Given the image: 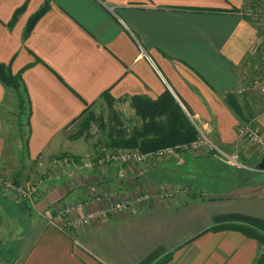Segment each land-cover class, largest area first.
Instances as JSON below:
<instances>
[{
    "label": "crops",
    "instance_id": "crops-1",
    "mask_svg": "<svg viewBox=\"0 0 264 264\" xmlns=\"http://www.w3.org/2000/svg\"><path fill=\"white\" fill-rule=\"evenodd\" d=\"M242 2L0 0V63L20 75L28 108L26 159L33 169L43 163L46 169L32 184L38 187L33 204L9 209L0 202V248L8 249L9 240L1 239L15 233L12 240L21 239L24 250L13 256L17 264H139L157 249L162 251L150 264H253L258 259L261 246L255 239L233 229H210L214 217L224 214L264 219L263 155L237 139L238 119L224 103L228 94L236 93L237 100L243 96L239 71L260 37L239 13ZM43 6L46 11L24 38L28 19ZM166 89L211 139L238 155L240 165L189 154L152 161L143 174L156 170V179H169L167 173H174L172 178L188 181L201 197L182 193L171 203L144 204L76 230L49 225L56 202H84L90 188L131 190L112 173L102 180L84 174L80 159L103 145L71 142L69 130L83 112L106 92L114 104L130 106L133 96L156 99ZM7 91L0 83V130ZM250 121L264 135V113ZM63 154L72 157L66 167L51 170L50 161Z\"/></svg>",
    "mask_w": 264,
    "mask_h": 264
},
{
    "label": "built area",
    "instance_id": "built-area-1",
    "mask_svg": "<svg viewBox=\"0 0 264 264\" xmlns=\"http://www.w3.org/2000/svg\"><path fill=\"white\" fill-rule=\"evenodd\" d=\"M255 4H247L244 7L245 0L242 2L240 14L246 17L257 29L264 30V0ZM250 5V6H249ZM257 89L264 94V75L257 83ZM188 118L193 123L197 131V138L189 143L166 147L153 152H140L138 149L129 148H109L102 146L96 154L87 159H80V167L85 172L95 174L97 176H108L114 174L120 182H124L135 193V197L122 196L115 202L107 203L112 194L100 193L90 190L86 195L84 202H79L78 206L59 205L55 215L50 217V222L53 226L60 230L70 231L82 228L90 224L96 219H108L115 213H124L140 207L144 204H155L159 202L173 201L178 195L185 192L178 184L171 183H152L147 177L143 176L144 167L151 161L175 159L180 160L181 154L205 155L212 154L213 157L221 162L231 166H239L237 154H229L222 148L217 146L210 136L207 134L204 127L198 125L196 120L186 111ZM237 139L244 142L255 154L264 156V135L251 122L240 124L237 127ZM254 154V153H253ZM58 164L54 169H63L70 161L69 156H60ZM8 183V184H7ZM0 185L6 188V193L12 199L33 204L35 202L38 191L37 186L23 187L10 181H4L0 176ZM92 205L99 203V208L96 212L87 211L89 203ZM95 203V204H94ZM105 204V205H104ZM96 206V205H95ZM85 208L86 213L77 214L74 209ZM84 210L80 209L79 211ZM77 211V210H76Z\"/></svg>",
    "mask_w": 264,
    "mask_h": 264
},
{
    "label": "trees",
    "instance_id": "trees-1",
    "mask_svg": "<svg viewBox=\"0 0 264 264\" xmlns=\"http://www.w3.org/2000/svg\"><path fill=\"white\" fill-rule=\"evenodd\" d=\"M262 3V2H260ZM250 4V0H245L244 7ZM250 6V5H249ZM47 6H43L39 11L33 14L27 21L25 26L23 37L26 38L31 32L37 20L46 11ZM21 13V9L17 10L11 21L8 23V27L12 28L17 20L18 15ZM249 59V56L246 58ZM247 62V61H246ZM0 83L10 89L17 102V109L19 114L23 111L24 105H26V100L23 97L21 90V79L19 74H13L10 65H5L0 63ZM241 87V86H240ZM243 91L245 88L243 87ZM242 91V92H243ZM102 100H104L113 114L111 118V124L106 132V142L105 145L109 148H129L138 149L140 152H153L166 147L181 145L189 143L197 138V131L191 120L188 118L185 110L182 108L181 104L188 110L189 108L182 102L176 100L174 95L169 90H164L156 99H150L144 96H133L130 98V106L133 108L135 116L138 118L137 125H132L130 129H127L123 123L118 118V114L113 110L114 99L106 92L102 95ZM225 105L230 109V111L236 116L238 121H247L245 118L243 107L241 102L237 100L236 93L228 94L224 100ZM27 107V105H26ZM28 109V108H27ZM89 107L86 111L87 113ZM87 124V123H86ZM25 143V149H26ZM187 154V153H186ZM183 154H181L182 156ZM193 155V154H189ZM69 156V155H60ZM180 156V157H181ZM193 156H210L212 154L208 153L205 155H193ZM70 157V156H69ZM264 158V156H262ZM72 158V157H70ZM214 158V157H213ZM78 159V158H76ZM163 161V160H158ZM153 161V162H158ZM152 162V161H151ZM157 172L156 170L153 171ZM19 173L14 174V183L20 185ZM169 179L159 178L155 179L157 182L164 181L171 184H180L184 193L193 195V197H201V191L190 185L188 181H180L172 178L171 175L174 173L168 172ZM150 179V178H149ZM174 179L175 181H172ZM183 193V194H184ZM7 194L0 190V202L5 203V207L9 209H15L16 207H27L26 202L12 199L9 195L8 198L12 199L10 202L7 199ZM178 197V196H177ZM211 230L220 229H233L241 232L245 236L255 239L261 246V252L258 259L255 260L253 264H264V219L257 218L253 216H248L244 214H224L215 216L213 219V226ZM1 245V242H0ZM263 248V250H262ZM3 248H0L2 252ZM161 249L153 251L139 264H150L155 260L161 253ZM3 255V256H2ZM0 253V262L2 264H17L14 257H5L6 254Z\"/></svg>",
    "mask_w": 264,
    "mask_h": 264
},
{
    "label": "rangeland",
    "instance_id": "rangeland-1",
    "mask_svg": "<svg viewBox=\"0 0 264 264\" xmlns=\"http://www.w3.org/2000/svg\"><path fill=\"white\" fill-rule=\"evenodd\" d=\"M261 1L262 0H250V4H255ZM239 72H240L239 78L241 79V82H243L242 85L245 88V91H243L242 94L243 96L242 97L240 96L239 100L243 107V112L247 121H238V125L236 126V134H237V127L240 124L251 122L255 126V124L250 120L253 119V116L255 114L258 115L264 113V94L260 93L259 90L257 89V83L260 80V78L264 75V30L262 28L260 29V37L256 49L249 56V59L247 60L246 64L244 65V67H242V69ZM181 106L184 110L188 111L182 104ZM112 107L114 113L116 112L118 114L119 116L118 118L127 129H130L132 125H137L138 118L135 116V113L133 109H131L129 104H127L126 102H117ZM23 108L24 109L21 112V115H18L19 110L17 109L16 99L14 97L13 92L9 91L8 89L6 93V98L4 100L3 111L1 114L2 127L0 130V176L2 179H4L5 182L10 181L14 183V178H13L14 174L20 172L21 173L20 185L25 188L28 185H32L35 182H37L40 175L42 174L45 175L46 169L44 168L45 166L44 163L42 164V166L39 167V169H35V167L33 169V167L30 166L31 164L26 159L25 143H26V134H27L26 125H27L28 117L26 116L27 114L26 105H24ZM190 115L193 117V119L196 120L197 124L200 125L196 117H194L191 113ZM112 117L113 114L110 111L108 104L104 100H100L96 102L86 113L85 117H82L77 124H75L73 127L70 128L69 133H70V140H72L71 142L73 143L77 142L81 144H83L84 142L86 146L89 145L100 146L101 144L107 147L105 145L106 132L109 126L112 125L110 122ZM206 132L210 134L209 130H207ZM213 139L212 141L217 146H219ZM222 149L229 154L232 155L236 154L234 151H228L224 148ZM92 156H84L83 158L87 159ZM58 157L60 156L53 157V159L50 161L49 167L51 170H53L52 169L53 161L56 163L55 166L60 167V165L58 164L59 162ZM237 159H238V155H237ZM84 174H86V172H84ZM146 174L144 173L143 175L147 176V178L149 177L150 179L149 178L148 179L154 184L166 183L164 181L157 182L155 180L156 179L155 174H151V176ZM97 178L98 180L100 179L102 180L105 179L106 176L91 175L90 177L91 180H95ZM115 181L120 183V185L128 186L124 183L125 181L120 182L117 178H115ZM0 190L1 191L3 190V193L8 192V190L6 188H3V186L1 185H0ZM90 190H94L95 192H100V193H111L112 196L107 203L115 202L119 200L122 196L129 195L132 196V198L135 197V193L132 192V190L128 191L125 194H120L114 192L113 189L112 190L110 188L108 189V187L106 188L100 187V188H90L86 192L89 193ZM79 202H81V200L70 203L64 202L65 204L56 202L53 205L51 212L48 214L47 223L49 225H52L50 222V217L56 214L59 205L78 206ZM171 202L172 201H167V203H171ZM95 205L96 208L100 207L99 203ZM80 209H84V210L79 211ZM80 209H74V212H77V214L86 213L85 208H80ZM87 211L96 212L94 208L93 209L88 208ZM14 235L16 234L10 232L7 236L1 239L2 242L9 240L8 249L5 250L3 249L2 251L4 254H6L5 257L12 258L13 256L17 255L18 252L24 251L20 244L21 239L12 240L14 239L13 237H15ZM2 252L0 250L1 255ZM14 258L16 259V257Z\"/></svg>",
    "mask_w": 264,
    "mask_h": 264
},
{
    "label": "water",
    "instance_id": "water-1",
    "mask_svg": "<svg viewBox=\"0 0 264 264\" xmlns=\"http://www.w3.org/2000/svg\"><path fill=\"white\" fill-rule=\"evenodd\" d=\"M259 167H260L261 169H264V163H261V164L259 165ZM0 264H2V263L0 262Z\"/></svg>",
    "mask_w": 264,
    "mask_h": 264
}]
</instances>
